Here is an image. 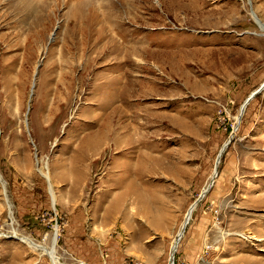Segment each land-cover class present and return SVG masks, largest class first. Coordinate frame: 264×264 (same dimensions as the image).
<instances>
[{
	"label": "rangeland",
	"instance_id": "obj_1",
	"mask_svg": "<svg viewBox=\"0 0 264 264\" xmlns=\"http://www.w3.org/2000/svg\"><path fill=\"white\" fill-rule=\"evenodd\" d=\"M38 5L0 0V264H264V0Z\"/></svg>",
	"mask_w": 264,
	"mask_h": 264
},
{
	"label": "bare ground",
	"instance_id": "obj_2",
	"mask_svg": "<svg viewBox=\"0 0 264 264\" xmlns=\"http://www.w3.org/2000/svg\"><path fill=\"white\" fill-rule=\"evenodd\" d=\"M20 10H19V13H26V14H29V13H32V14H35L36 15V12H38V8H39V5H38V0H20ZM28 16V15H27ZM262 29L264 30V26L262 25ZM246 108V107H245ZM245 110V109H244ZM242 117V115L241 116H239V118H238V120H240V118ZM129 133V132H128ZM222 154H223V151L221 152V154H220V156L218 157V162L220 161V159H221V156H222ZM149 160V159H148ZM148 160L146 159V161L145 162H148ZM144 162V163H145ZM146 171V170H145ZM151 172V170L150 171H147V173H150ZM217 173H218V170L217 169H215V171H214V178H213V181H215L216 180V176H217ZM49 180V179H48ZM207 193V192H206ZM205 195V194H204ZM54 199V202H55V198H53ZM116 206H115V208H116V210H115V215H118L120 212H119V207H118V205L120 204L119 203V200H118V198H116ZM121 201V200H120ZM198 202H199V200L196 202V203H194L192 206H191V208H190V212L188 213V215H187V217H186V220H185V222H184V224H183V228L185 229L186 228V226L190 223V221H191V219H192V216H193V213L195 212V210H196V208H197V205H198ZM184 229H182L181 230V232L179 233V235H178V237H177V239H176V242H175V244H174V246H173V248H172V250H171V255H172V257H173V255H174V252H175V246L176 245H178V243H179V241H180V239L182 238V236H183V230ZM53 254V253H52ZM51 259L53 260V262H55L56 261V258L53 256V255H51ZM173 259L171 258V261H172ZM172 264H173V261H172Z\"/></svg>",
	"mask_w": 264,
	"mask_h": 264
},
{
	"label": "crops",
	"instance_id": "obj_3",
	"mask_svg": "<svg viewBox=\"0 0 264 264\" xmlns=\"http://www.w3.org/2000/svg\"><path fill=\"white\" fill-rule=\"evenodd\" d=\"M191 239L193 240V239H196V240H198L199 239V223H198V225H197V230L194 232V234L193 235H191ZM197 254L199 253V246L198 247H196V251H195Z\"/></svg>",
	"mask_w": 264,
	"mask_h": 264
},
{
	"label": "water",
	"instance_id": "obj_4",
	"mask_svg": "<svg viewBox=\"0 0 264 264\" xmlns=\"http://www.w3.org/2000/svg\"><path fill=\"white\" fill-rule=\"evenodd\" d=\"M260 90H261V89H259L257 92H255L254 95H253V96L247 101V103H249L250 100L253 99V98H254V97L260 92ZM247 103H246V104H247ZM230 142H231V140L228 142L227 146L230 144ZM203 196H204V195H202V197H203ZM202 197H200V198H202Z\"/></svg>",
	"mask_w": 264,
	"mask_h": 264
}]
</instances>
